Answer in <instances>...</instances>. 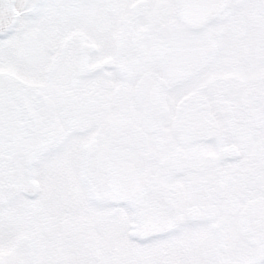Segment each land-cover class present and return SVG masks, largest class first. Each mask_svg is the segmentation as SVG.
<instances>
[{
    "label": "snow or ice",
    "instance_id": "6c2138e0",
    "mask_svg": "<svg viewBox=\"0 0 264 264\" xmlns=\"http://www.w3.org/2000/svg\"><path fill=\"white\" fill-rule=\"evenodd\" d=\"M0 264H264V0H0Z\"/></svg>",
    "mask_w": 264,
    "mask_h": 264
}]
</instances>
